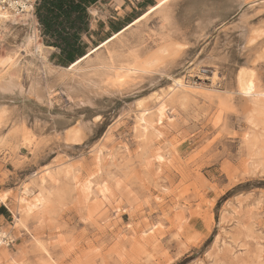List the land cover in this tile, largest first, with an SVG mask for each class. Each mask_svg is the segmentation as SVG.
Here are the masks:
<instances>
[{"label":"rangeland","instance_id":"374dc122","mask_svg":"<svg viewBox=\"0 0 264 264\" xmlns=\"http://www.w3.org/2000/svg\"><path fill=\"white\" fill-rule=\"evenodd\" d=\"M88 12L89 40L106 39L80 67L153 71L117 83L100 68L62 70L39 33L42 46L27 48L31 17L5 21L0 58L18 60L10 75L22 87L0 91V193L10 198L0 226L14 238L12 264H264V0H101ZM208 27V48L196 50ZM242 66L253 71L249 94L236 82ZM157 94L164 118L143 132L136 115L153 111ZM43 168L56 172L42 185L47 199L16 228L21 185L39 190Z\"/></svg>","mask_w":264,"mask_h":264},{"label":"bare ground","instance_id":"6f19581e","mask_svg":"<svg viewBox=\"0 0 264 264\" xmlns=\"http://www.w3.org/2000/svg\"><path fill=\"white\" fill-rule=\"evenodd\" d=\"M245 1V0H244ZM121 2V0H117V4H119ZM160 4H158L157 6H155L154 10L155 11H160ZM30 11V10H29ZM26 12L23 14H20L18 16L13 15V14H3L2 17L0 16V35L3 32V34H5L7 31V24L5 21H9V19H19V20H23L26 19L28 17H31V22L33 25V33L32 36L30 34V38L27 41V48L28 46L31 44L34 45V47L36 49H39L42 45L39 42V34H38V30L36 28V20L33 16V14L31 15V11L30 12ZM164 18H167L166 15H163ZM5 32V33H4ZM256 32V31H255ZM251 34V33H250ZM255 35L251 36L249 38V42H253L255 40L256 36H259V33H254ZM118 35V34H116ZM29 37V36H28ZM1 38V37H0ZM3 38V37H2ZM108 51V50H107ZM38 52V51H37ZM111 52V50H110ZM16 53V52H15ZM18 53V52H17ZM129 55V54H128ZM103 56V55H102ZM112 56V55H111ZM83 58V57H82ZM80 58V59H82ZM108 58V57H107ZM79 59V60H80ZM86 59L83 58V60ZM78 60L74 63H72L69 66L75 65L74 69L75 71H81V70H90L91 68L97 69H103L106 70L108 72H113L115 75V79L116 82H120V81H124L123 79H127L128 77L124 78V75L129 73V71H133L134 69L136 71L139 72H145V73H151L153 71V69L149 68L150 63H147L144 67H130V65H121V66H114V65H99V66H93V67H86L85 69L80 67V65H78ZM108 62V60H107ZM77 63V64H76ZM48 66L50 65L49 62H47ZM18 65V60H16V58H14L13 56L10 55H5L3 57L0 58V91L3 92H13L14 89H19L21 90L22 87L21 85L16 81L15 77H13V75H10V70H13L16 66ZM60 67V69H64L67 70L70 67ZM47 67V66H46ZM50 67V66H49ZM47 68L48 71L50 72L51 69ZM71 69V68H70ZM99 70V69H98ZM54 72V71H53ZM56 72V71H55ZM82 72V71H81ZM83 73V72H82ZM49 74V73H48ZM79 74V72H78ZM62 75V74H61ZM55 76V75H54ZM60 76V75H59ZM66 76V75H64ZM68 76V75H67ZM252 76H253V71L250 68L247 67H240L237 72H236V82L238 85L239 90L244 93V94H249L252 92V90L254 89V85H253V80H252ZM78 77V76H77ZM215 74L213 76V80L215 79ZM66 78V77H65ZM68 78V77H67ZM113 78V77H112ZM111 79V78H110ZM82 80V79H81ZM84 80V79H83ZM129 80V79H128ZM85 81V80H84ZM88 81V80H87ZM96 81V80H95ZM94 81V82H95ZM130 81V80H129ZM86 82V81H85ZM92 81V83H94ZM80 83V82H79ZM90 83V84H92ZM101 83V82H100ZM115 83V82H114ZM123 83V82H122ZM173 83L174 86L176 88H182L184 86H186V84L184 83V81L180 78H173ZM81 84V83H80ZM89 84V85H90ZM124 84V83H123ZM127 84V83H126ZM85 85V87H88L89 85L87 83L82 84ZM115 85V84H114ZM38 83L33 82L30 84L28 92H35L38 89ZM73 86V85H72ZM95 84L92 86L94 87ZM119 86V85H118ZM174 86H168V90L172 91L175 87ZM251 86V87H250ZM66 87V86H65ZM71 87V86H70ZM69 87V88H70ZM80 87V86H79ZM84 87V86H83ZM100 87V86H99ZM121 87V86H120ZM96 88V87H95ZM72 89V88H71ZM70 89V90H71ZM69 90V91H70ZM89 90V89H88ZM68 91V92H69ZM91 91V90H90ZM36 93V92H35ZM165 93V91H164ZM170 93V92H169ZM37 94V93H36ZM166 94V93H165ZM164 94V95H165ZM36 97L38 98V100H41V96L40 95H36ZM163 97V95H162ZM153 101H155V106L153 111L150 110L151 112H148L147 109H143L141 111H139V113L136 115V121L137 123L143 127L142 131L144 132L146 129H151L153 128V130L156 129V126L158 124H160L162 122V118H164L163 116L165 115V105L163 100L160 98V95H154L153 96ZM143 100V99H141ZM141 100L136 101V105L139 107ZM84 101V100H83ZM82 102V101H81ZM136 106V107H137ZM137 107V108H138ZM150 108V107H148ZM7 112V109L5 107V105H1L0 106V118L2 116L5 115V113ZM148 114H151L153 116V118H150L152 116L149 117ZM148 115V116H147ZM98 117V116H97ZM251 120V118H250ZM252 123H255V120L252 119ZM70 128V127H68ZM70 130V129H69ZM152 133V132H151ZM78 134L77 132H75V135ZM157 135V133H156ZM76 139V138H75ZM159 157H162L160 154H156L154 155V158L156 159L157 162H160L161 159H159ZM155 161V160H154ZM159 165V163H158ZM44 169V168H43ZM71 169V168H70ZM39 172V171H38ZM68 172V169L66 170V173ZM72 172V171H71ZM54 173L56 172H52V171H48L47 169H44L43 171H40L39 173H36V177L35 179L37 180V183L39 184V186L41 187L39 190H37L36 192H34L30 187L28 188L26 184L21 185L22 187L20 188V191L17 195V199H16V207L15 210L12 213L13 216V222H14V227L16 228H24L27 229L26 224L21 217H19V215L23 214V215H29L30 210L32 209L33 206L39 205V204H43L45 202V200L47 199V197L43 194V189H42V185L45 184V181L47 179V177H53ZM54 178V177H53ZM86 180V179H85ZM36 183V182H35ZM34 184V183H32ZM36 186V185H35ZM38 187V185H37ZM82 189L84 190V192L86 191L87 193L89 192L90 189V181L89 179H87L83 184H82ZM108 190V188L102 184L101 187H98L96 189L95 193H101L102 195L106 194V191ZM91 192V191H90ZM6 193L0 194V201L1 202H5L4 198H5ZM85 195V194H84ZM87 196V195H85ZM97 195L95 194V198ZM94 197V196H93ZM102 201V200H100ZM104 202V201H103ZM103 204V203H102ZM12 212V211H11ZM106 220V219H105ZM13 257V256H12ZM11 257L10 252L8 251V248L6 247H0V264H12L14 263L13 258ZM23 260V259H22ZM19 264V263H17Z\"/></svg>","mask_w":264,"mask_h":264},{"label":"trees","instance_id":"16d2710c","mask_svg":"<svg viewBox=\"0 0 264 264\" xmlns=\"http://www.w3.org/2000/svg\"><path fill=\"white\" fill-rule=\"evenodd\" d=\"M101 0H36L34 16L44 46L53 49L50 62L68 67L102 41H90V6ZM124 25V24H123ZM113 27V33L123 27ZM128 25V24H127Z\"/></svg>","mask_w":264,"mask_h":264},{"label":"built area","instance_id":"2783aa9c","mask_svg":"<svg viewBox=\"0 0 264 264\" xmlns=\"http://www.w3.org/2000/svg\"><path fill=\"white\" fill-rule=\"evenodd\" d=\"M36 0H0V16L3 14L20 15L23 13L34 12ZM7 234V235H5ZM14 238L5 227L0 226V247H10L13 245Z\"/></svg>","mask_w":264,"mask_h":264},{"label":"crops","instance_id":"0c3cea01","mask_svg":"<svg viewBox=\"0 0 264 264\" xmlns=\"http://www.w3.org/2000/svg\"><path fill=\"white\" fill-rule=\"evenodd\" d=\"M175 13V12H174ZM140 15H137L136 17H133L132 19H131V21H128L127 23H125L124 25H123V27L125 26V25H127V24H129V23H131L133 20H135L136 18H138ZM212 27H214V26H211L210 28H212ZM209 27L202 33V32H200L199 31V33H197L196 35H195V37H194V40H197L196 41V50H205V49H207L208 48V46L207 45H203L204 43H205V41L204 42H202V43H200V41H201V36L202 35H206L208 32H210L211 31V29H210ZM38 30V29H37ZM179 30L180 31H182V33L179 35V38H181V41H183V36H187V33L186 32H183V29L180 27L179 28ZM38 33H39V31H38ZM251 33V34H250ZM250 33L248 34V38H250L251 36H253V35H255L254 33H255V31H250ZM199 34H202V35H199ZM187 38V37H186ZM185 38V39H186ZM259 37H257L255 40H257ZM188 40L190 41V39H189V37H188ZM254 40V41H255ZM49 48V47H48ZM6 107V106H5ZM7 109V108H6ZM3 193H6V195H5V198H4V200H5V202H1L0 201V219L1 218H5V216H4V214L5 213H7V212H9L10 211V209H9V207H8V204H7V200H9L10 198H9V194H8V192H6V191H2L0 194H3ZM0 224H2V223H0Z\"/></svg>","mask_w":264,"mask_h":264},{"label":"snow or ice","instance_id":"6c2138e0","mask_svg":"<svg viewBox=\"0 0 264 264\" xmlns=\"http://www.w3.org/2000/svg\"><path fill=\"white\" fill-rule=\"evenodd\" d=\"M251 87V86H250ZM159 159H163L162 157H159ZM129 227H131V225H129ZM5 235H7V234H5ZM23 252H24V250L23 249H21V253L23 254ZM19 264H26V262L25 261H23V260H21L20 262H19Z\"/></svg>","mask_w":264,"mask_h":264}]
</instances>
